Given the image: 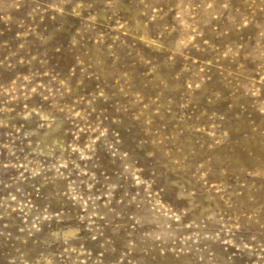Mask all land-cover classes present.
<instances>
[{"label": "rangeland", "instance_id": "rangeland-1", "mask_svg": "<svg viewBox=\"0 0 264 264\" xmlns=\"http://www.w3.org/2000/svg\"><path fill=\"white\" fill-rule=\"evenodd\" d=\"M0 264H264V0H0Z\"/></svg>", "mask_w": 264, "mask_h": 264}]
</instances>
